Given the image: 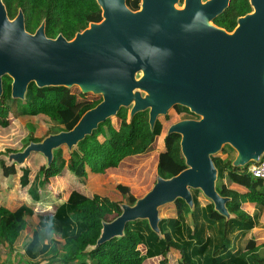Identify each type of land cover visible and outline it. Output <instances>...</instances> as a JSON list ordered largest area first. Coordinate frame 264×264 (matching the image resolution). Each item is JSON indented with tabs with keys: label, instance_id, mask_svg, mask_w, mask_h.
I'll use <instances>...</instances> for the list:
<instances>
[{
	"label": "water",
	"instance_id": "obj_1",
	"mask_svg": "<svg viewBox=\"0 0 264 264\" xmlns=\"http://www.w3.org/2000/svg\"><path fill=\"white\" fill-rule=\"evenodd\" d=\"M96 2L101 20L67 39L61 33L48 37L44 21L27 31L23 11L10 18L0 0V95L8 75L13 98L23 99L30 82L78 86L101 96L70 130L29 142L6 161L23 166L31 153H40L49 165L54 149L70 150L122 106L129 107V116L147 109L152 127L181 105L197 118L176 121L166 133L180 135L186 167L169 178L157 175L132 205L121 203V212L103 222L97 244L122 235L126 223L138 218L159 232V208L178 197L192 206V188L229 216V198L216 190L211 156L225 145L236 153L233 166L264 156V12L251 0L255 12L227 32L210 20L228 0H184L181 9L178 0H140L136 10L126 0Z\"/></svg>",
	"mask_w": 264,
	"mask_h": 264
},
{
	"label": "trees",
	"instance_id": "obj_2",
	"mask_svg": "<svg viewBox=\"0 0 264 264\" xmlns=\"http://www.w3.org/2000/svg\"><path fill=\"white\" fill-rule=\"evenodd\" d=\"M2 1L10 18L19 9L23 11L27 31L34 32L44 21L45 33L52 38L61 33L71 39L90 22L102 18L96 0ZM126 4L136 10L140 0H126ZM100 100L101 96L89 98L70 87H38L34 82L28 84L23 99L13 98L11 78L2 77L0 127H7L12 115L26 121L27 131L21 147L0 150V191L9 188L10 181L17 178L29 203L20 202L15 208L0 203V259L4 252L8 257L12 253L19 255L17 264H142L153 257H159L157 264H172L173 254L176 264H264V240L258 238V232H253L255 227L264 229V223L260 222L264 211V180L247 170L250 163L233 166V157L225 146L211 157L217 169L216 190L229 198L226 203L229 216L215 210L209 199L201 203L202 192L192 188L193 205L176 198L172 202V214L160 215L159 232L151 229L147 219L138 218L126 223L122 235L97 244L103 222L107 221L105 215L111 209L96 201V194L73 189L52 210L36 212L34 205L40 201V189L51 177L65 169L80 180L86 177L87 168L104 173L119 166L125 157L147 152L161 135L164 126L159 117L151 127L147 109L129 116V107L122 106L115 114L118 126L111 118L105 119L70 150L63 146L54 149L49 165L44 161L36 167L35 163L20 166L6 161L10 153L41 140L35 136L36 127L29 121L32 117L47 118L45 135L67 131ZM174 108L182 113V119L197 118L187 107L175 105ZM179 142L178 133H165L163 149L157 156L156 176L169 178L186 167ZM224 178L244 190L227 187L222 182ZM115 188L122 197L121 201L112 203L118 215L121 203L132 205L138 196L122 183H116ZM244 202L253 204L252 214L242 208ZM35 213L38 221L31 226L28 218Z\"/></svg>",
	"mask_w": 264,
	"mask_h": 264
},
{
	"label": "rangeland",
	"instance_id": "obj_3",
	"mask_svg": "<svg viewBox=\"0 0 264 264\" xmlns=\"http://www.w3.org/2000/svg\"><path fill=\"white\" fill-rule=\"evenodd\" d=\"M176 7H177V3H176ZM71 90L75 93L80 92V89L78 86H72ZM87 97L89 98H93V97H99V94H94V93H86ZM10 118V124L7 127H0V150L6 148V147H11V148H19L21 147V141L22 139H24L26 137V128H25V120H19V119H15L12 115H9ZM159 118L161 119V121L163 122V131L161 133V137H164L168 127L176 122L182 119V113H178L176 111V109L174 107L170 108L167 112V116L165 115H160ZM47 118H45L44 116H36V117H32L29 121H31L35 127H36V131H35V136L39 137V138H44L45 132L47 130V125L48 122L46 120ZM112 123L116 126H118L119 124V119L115 116L111 117ZM161 137L155 141L152 144V147L150 148L151 151H147L148 153L145 154L144 156H141L142 158L136 159L134 158V160H131L129 163L127 162V164L123 167H121L118 170H113L115 171L114 174L118 173L119 176H122V178L124 177V179H126L127 181H131V184L134 188V191L136 193L137 196L142 195L144 192H146L155 182V154L154 151H157V144L159 141H161ZM65 147V146H63ZM226 149L230 152L231 156L234 157L235 155V151L230 149L228 145H225ZM145 153V152H144ZM36 157L39 158H35V160H33V158L26 159L25 164L30 163L33 164L35 163V167L41 163L44 162V158L41 154H36ZM139 155V154H138ZM155 156V157H154ZM18 165V164H17ZM21 166V165H20ZM113 176V175H112ZM121 178V179H122ZM54 179V178H52ZM56 179V180H55ZM54 180H52L45 184L44 188L42 189L41 195V202L39 201L37 204L34 205V208L36 209L35 211H42L44 209H48V203L47 201H51L52 204H54L53 198L55 199V201H58L59 197H53V188L55 186V184H60L63 181H61V179L57 176ZM114 187H112L111 189H108V187L106 188V190H104L103 193H98L95 196L96 201H98L99 203L107 206L108 208L111 209V213H107L105 215V217L107 218V221L112 220L113 218H115L117 216L116 211H114L112 203L114 201H121L122 197L121 194L116 190L115 188V184L113 183ZM111 186V185H110ZM9 187H13L11 189L12 195H15L16 200L14 197H12V202L13 205L14 204H18L20 202V197H22L23 195V191L20 189V187L17 184V178L14 179V181H10V186ZM61 187V186H60ZM68 190V189H67ZM65 188L61 189L60 188V194L61 196H63L66 192H65ZM101 194V195H100ZM51 197H53L51 199ZM106 198V199H105ZM50 199V200H49ZM199 199L201 201V203H206L208 202V198L205 197V195H203V193H200L199 195ZM124 203V202H123ZM49 209L51 210V207H49ZM170 211V212H169ZM173 212V204L172 203H167L163 206H161L159 208V216L160 215H168V214H172ZM29 223L31 226H33L35 224V222L37 221V215L36 213L33 214V216L28 218ZM33 224V225H32ZM28 231L30 232L29 228ZM176 256H171V262L172 264H176V262L174 261V258ZM1 258H3L4 262H7V260L9 259V262H13L14 264H17L19 262L20 256L17 254H10V256L8 257V255H6L4 253V255H1ZM156 261V260H155Z\"/></svg>",
	"mask_w": 264,
	"mask_h": 264
},
{
	"label": "crops",
	"instance_id": "obj_4",
	"mask_svg": "<svg viewBox=\"0 0 264 264\" xmlns=\"http://www.w3.org/2000/svg\"><path fill=\"white\" fill-rule=\"evenodd\" d=\"M160 137L161 136H159L158 139ZM158 139H156V141ZM162 149H163V137H161V141H159L158 144H157V151H154V153H153L156 156V157L154 156L155 157V173H156L157 156H158L159 151H161ZM149 151H151V150H149ZM148 152H145V153H142V154H139V155H133V156L125 157L122 160V162L119 164V166H117V167H110V168L106 169V171L104 173H95V172L90 171L89 168H87L86 169L87 175H86V177L83 180H80V179L76 178L75 176H73L71 174V172H69V170L65 169L60 175H57L61 179V181H63V180L64 181L62 183H60V184L59 183L58 184H55V186L52 187L53 188V192H54L53 197H56V196L59 197L58 201H55V199L53 197H51V199L53 198L52 201H54V204H52L51 201H47V203H48V206H47L48 209H44L42 211L50 210L49 207H51V210H52L56 205H58L59 203H61L64 200H66V198L68 197L70 191L73 190V189H76L78 191H83V192L84 191L85 192H88L89 191V192H91L94 195V194H98V193H103L104 190H106L107 187H108V189H111L112 187H114L113 183L114 184H116V183H122L124 185L129 186L131 188V190H132V193L135 196H137L136 193H135V191H134V188H133V186L131 184V181L130 180L127 181L126 179H124V177L122 178V176H119L118 173L114 174L115 171H113V170L120 169L121 167L125 166L127 164V162L129 163L131 160H134V158H136V159L142 158L141 156H144ZM38 154H40V153H38ZM29 157H32L34 160H35V158H37L36 155H35V153H31ZM234 157H235V155H234ZM43 158H44V156H43ZM37 159H39V158H37ZM28 160H29V158H28ZM44 161L46 162L45 158H44ZM57 176L51 177L49 179V185H50V182L52 180H54ZM52 178H54V179H52ZM155 178H156V175H155ZM222 182L227 187H229V188L236 189V190H239V191H243L244 190V188L242 186H240L239 184H236L235 182L229 181L226 178H224L222 180ZM17 184H18V180H17ZM18 186H19V184H18ZM44 186L40 189V202H41V198H42L41 192H42V189L44 188ZM12 188L13 187H9L7 189H3L2 191H0V203L5 204L9 208H15L20 202H24L25 201V202L29 203V201L27 200L25 194L23 193L22 197H20L21 198L20 199V202L17 205L16 204L13 205L14 202L11 201L12 200V197H14L15 200L18 197H16L15 195H12V194H14L11 191ZM60 188L61 189H64L65 188V190H66L65 191L66 193L63 196H61V194H60ZM145 193L146 192H144L143 194H145ZM142 195H140V196H142ZM140 196H138V197H140ZM242 208L244 210H246L247 212L251 213V214L254 211V206L250 202H244L242 204ZM37 221H38V218H37ZM260 222L261 223H264V211L262 213ZM253 232H258V238L261 241L264 240V229H260V227H255L253 229ZM173 253L177 255L176 252H173ZM1 255H4V252H2ZM158 259H159V257L148 258V259L144 260L142 264H157ZM8 261H9V259L7 260V262ZM7 262H4L3 258L0 259V264H14V261L13 262H9V263H7Z\"/></svg>",
	"mask_w": 264,
	"mask_h": 264
},
{
	"label": "flooded vegetation",
	"instance_id": "obj_5",
	"mask_svg": "<svg viewBox=\"0 0 264 264\" xmlns=\"http://www.w3.org/2000/svg\"><path fill=\"white\" fill-rule=\"evenodd\" d=\"M207 0H201L205 2ZM256 5L264 12V0H255ZM184 7V0H178L177 8ZM255 5L251 0H228L227 5L218 12L210 22L227 32H232L238 26V19L255 12ZM232 25L230 28L228 26Z\"/></svg>",
	"mask_w": 264,
	"mask_h": 264
},
{
	"label": "built area",
	"instance_id": "obj_6",
	"mask_svg": "<svg viewBox=\"0 0 264 264\" xmlns=\"http://www.w3.org/2000/svg\"><path fill=\"white\" fill-rule=\"evenodd\" d=\"M247 170L257 178L264 180V156L259 159L257 162H251L248 165Z\"/></svg>",
	"mask_w": 264,
	"mask_h": 264
}]
</instances>
